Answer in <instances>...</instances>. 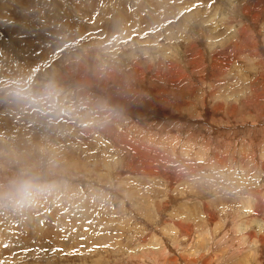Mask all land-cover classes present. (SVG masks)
<instances>
[{
  "label": "rangeland",
  "instance_id": "obj_1",
  "mask_svg": "<svg viewBox=\"0 0 264 264\" xmlns=\"http://www.w3.org/2000/svg\"><path fill=\"white\" fill-rule=\"evenodd\" d=\"M0 264H264V0H0Z\"/></svg>",
  "mask_w": 264,
  "mask_h": 264
},
{
  "label": "bare ground",
  "instance_id": "obj_2",
  "mask_svg": "<svg viewBox=\"0 0 264 264\" xmlns=\"http://www.w3.org/2000/svg\"><path fill=\"white\" fill-rule=\"evenodd\" d=\"M234 32V31H233ZM1 147H3V146H1ZM3 149V148H2ZM251 207V206H250ZM222 253V252H221ZM153 257V256H152Z\"/></svg>",
  "mask_w": 264,
  "mask_h": 264
}]
</instances>
